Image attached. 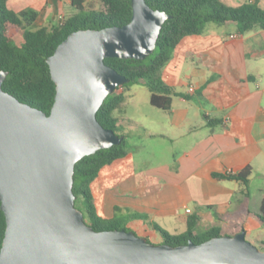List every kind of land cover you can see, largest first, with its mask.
<instances>
[{
  "label": "crops",
  "instance_id": "1",
  "mask_svg": "<svg viewBox=\"0 0 264 264\" xmlns=\"http://www.w3.org/2000/svg\"><path fill=\"white\" fill-rule=\"evenodd\" d=\"M46 2L9 0L8 7L34 9L41 16ZM221 2L229 7L257 2L264 9V0ZM50 12L45 14L49 21ZM179 46L184 49L177 48L171 61L179 62L174 70L179 67L188 83L179 82L166 66L158 73L172 93L170 111L155 112L158 120L141 113L142 105L152 106V92L143 83L119 91L126 97L116 113L120 126L128 123L141 133L129 143L127 159L93 183L97 212L105 219L148 216L150 221L131 219L142 237L157 234L152 222L181 235L195 218L196 234L228 225L232 235L245 230L246 238L264 246V224L257 217L264 201V30L239 36L232 27L211 23ZM131 107L140 117L128 113ZM153 141L164 144L163 162L150 164L158 154L148 150ZM247 168L248 198L241 181L214 177L237 176ZM238 215L239 221L224 219Z\"/></svg>",
  "mask_w": 264,
  "mask_h": 264
},
{
  "label": "water",
  "instance_id": "2",
  "mask_svg": "<svg viewBox=\"0 0 264 264\" xmlns=\"http://www.w3.org/2000/svg\"><path fill=\"white\" fill-rule=\"evenodd\" d=\"M131 2L129 24L74 32L47 59L57 91L50 114L5 92L9 72L0 70V264H264L245 230L201 244L154 245L126 230L95 231L76 207V164L124 140L97 118L129 83L105 61L145 60L170 19L146 0Z\"/></svg>",
  "mask_w": 264,
  "mask_h": 264
},
{
  "label": "trees",
  "instance_id": "3",
  "mask_svg": "<svg viewBox=\"0 0 264 264\" xmlns=\"http://www.w3.org/2000/svg\"><path fill=\"white\" fill-rule=\"evenodd\" d=\"M9 0H0V70L9 72L3 90L20 102L50 114L55 102L56 85L52 80L47 59L66 38L80 30H101L123 27L130 23L133 16L131 0H103L104 10L87 11V0H72L73 14L55 24L36 27L39 12L26 9L14 12L8 8ZM154 10L166 12L168 19L159 36L154 53L143 61L106 59V64L129 79V83L117 88L100 108L97 118L100 124L113 130L124 140L118 146L100 150L87 156L76 164L74 194L76 207L84 213L85 222L95 231L126 230L124 223L116 219L102 218L95 205L92 191L93 183L103 171L116 166L128 157L126 135L120 133L123 125L116 113L123 107L126 97L121 89L129 90L138 83L145 84L152 92L151 105L162 111L172 108V93L163 85L158 73L171 61L174 51L183 39L201 34L208 24L232 27L239 36L256 28L264 30V9L257 2L229 7L221 0H146ZM23 41L18 44L16 36ZM251 169L247 168L237 176L215 174L219 180H239L245 185V197H249L248 180ZM80 204V205H79ZM249 213V212H247ZM264 224V201L257 215ZM131 219L150 221L148 216L132 215ZM225 221H239L240 216H228ZM197 219L189 222L188 230L181 235H171L155 223L153 230L163 238L162 244L171 246L186 245L190 241L201 244L215 237H222L223 230L212 228L196 234ZM6 232V217L1 210L0 201V252ZM149 241L148 237H144Z\"/></svg>",
  "mask_w": 264,
  "mask_h": 264
},
{
  "label": "rangeland",
  "instance_id": "4",
  "mask_svg": "<svg viewBox=\"0 0 264 264\" xmlns=\"http://www.w3.org/2000/svg\"><path fill=\"white\" fill-rule=\"evenodd\" d=\"M52 4L56 5L55 11H53V12H52V8H51ZM44 8L46 10H44ZM85 8L87 11L104 10L103 0H87L85 3ZM9 9L12 10L11 8H9ZM71 9H72L71 0H63L62 4L58 3V1H56V0H47L46 5L43 6L42 15L40 16L39 20L36 23V27L58 23L60 21L61 17L65 18L70 14ZM12 11L16 12L15 10H12ZM47 12L51 13L50 18H49L50 21L48 20V17L45 15V14H47ZM22 41H23L22 36L17 35L16 36V42L18 44H20ZM183 49H184V47H181V46L178 47L179 52L182 51ZM175 64H177L179 66V62H175V60H172L171 62H169L166 65V69L171 68L172 72L170 73V75L175 76L179 82L184 81L187 84L188 79L187 78L184 79L185 75L183 73L182 74L179 73V67L177 68V70H174ZM127 111L130 115H133L136 117L141 115L138 111H135L133 109V107L129 108ZM140 111H141V113L144 112L145 115H147L150 120H158L159 119V117L155 116L156 113L163 114L162 111H159V109H156L150 105H146V106L142 105ZM120 133L126 135L127 145H129V143H132L134 141L133 139H135V137H137L138 134L141 133V130L136 129L135 127H133L132 125L127 123L125 125V127L121 129ZM135 140H137V139H135ZM164 148H165L164 144L161 141H153L149 144V146H148L149 151L152 149L153 150L156 149L158 151L157 156L152 160V163H150V164L163 162V160L166 157ZM99 213H100V215H102L101 212H99ZM116 220H120L124 223V229H127L130 232H134L137 236L142 237V233L136 227V222L131 220V218L129 219L126 216H125V218H122L120 215H118V218ZM232 234H233L232 229L228 225L225 226V228L223 230V235L224 236H234ZM148 238H149L150 243H152L154 245H161L163 243V238L158 233L155 234L154 236H150ZM246 239L249 242H251L253 245H255L257 248L264 251V246H261L260 243L255 242L250 238H246Z\"/></svg>",
  "mask_w": 264,
  "mask_h": 264
},
{
  "label": "built area",
  "instance_id": "5",
  "mask_svg": "<svg viewBox=\"0 0 264 264\" xmlns=\"http://www.w3.org/2000/svg\"><path fill=\"white\" fill-rule=\"evenodd\" d=\"M62 20H64V17H61L60 18V21H62ZM191 91H193V90H191ZM188 212L190 213V210Z\"/></svg>",
  "mask_w": 264,
  "mask_h": 264
}]
</instances>
